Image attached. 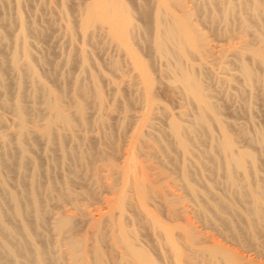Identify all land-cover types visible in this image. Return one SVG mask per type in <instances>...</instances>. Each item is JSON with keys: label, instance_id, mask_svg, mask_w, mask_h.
<instances>
[{"label": "bare ground", "instance_id": "bare-ground-1", "mask_svg": "<svg viewBox=\"0 0 264 264\" xmlns=\"http://www.w3.org/2000/svg\"><path fill=\"white\" fill-rule=\"evenodd\" d=\"M29 1L0 0V264H264V0H59L55 72Z\"/></svg>", "mask_w": 264, "mask_h": 264}, {"label": "rangeland", "instance_id": "rangeland-1", "mask_svg": "<svg viewBox=\"0 0 264 264\" xmlns=\"http://www.w3.org/2000/svg\"><path fill=\"white\" fill-rule=\"evenodd\" d=\"M4 1L9 2L11 5L15 4V0H4ZM41 2H42V4H41ZM58 4H59V0H30L29 2L24 3V5H23V14L26 17V19L28 21L36 20L38 25L41 28L47 30V36L44 38H39L38 36H34L33 34H31L30 38H29L30 43L32 44V49H33L34 53L36 54V58L38 59L40 57V58L48 59V64H46L44 67H41L43 72H48V71L55 72L57 64H59V62H61V60L63 59V55L68 53L71 50V45H70L69 39L66 36L65 27L60 22V20L57 16V13H56V11L58 9ZM10 12H11V14L9 16H11L13 18L14 13H12V11H10ZM51 16L54 17V19L56 20L55 25H51L49 23V20L52 18ZM14 26L16 28V27H18V24L15 25V23H14ZM4 32L9 34L10 35L9 37H13L7 31V29H5ZM74 36H75L78 43H80L82 41V36L78 30L75 31ZM90 48L91 47H89V49ZM95 52H96V54H95L94 58L99 63L98 65L101 68L103 67L105 69V71L107 69V72H108L110 59L115 54V48L113 46H111L110 44H108L106 47H104V49L97 47V50H95ZM124 65L126 66V68H128V64L124 63ZM64 70H65V68H63L61 66H60V68H57V71L60 73L64 72ZM73 73L75 75L80 73L79 63L73 68ZM227 74L237 75L238 73H237L235 66L232 65L231 70L228 71ZM224 76H225L224 73H220L218 71L216 72L215 78L213 80V84H214L215 89L217 87V83H216L217 79L220 77H224ZM106 81L107 80H103V85L105 86V90L110 95L111 94L109 92L110 91V85L106 84ZM237 82L240 83L241 81H237ZM237 82H235L231 86L226 85L224 90H226L227 88L229 89L228 93H229V95L232 96L231 103H232L233 107L235 106V108H242L243 101H245V100L239 94V92L236 91ZM220 97L223 98L222 95H220ZM161 100L174 113L179 112L182 109V106H181L182 101L179 98L161 95ZM7 115H8V117L10 116L9 114H7ZM140 160H141L140 162H142V160H144V159L141 158ZM152 173H154V172H151L149 174H152ZM171 185H172L171 189L174 186L173 191L175 192V190L177 188V187H175V183L173 185V182L171 181ZM177 191H180L179 188L176 190V192ZM178 193L181 194L182 191L178 192ZM110 195L106 193L107 198H108V196H110V198H115V195L112 196V193ZM182 195H184V194H182ZM185 206H188L187 202L185 203ZM92 207H94V209ZM92 207H91V210H93L95 212H97L95 210L96 207H97V209H100V206L94 205ZM101 207H102V205H101ZM159 218L160 219L164 218L163 221L166 220V216L164 214L159 215ZM176 219L173 222H171L173 224H171L170 222H168V224H171L172 226L174 225L176 227L175 232H180V231H182L184 221H183V219H180V217L177 220ZM177 221L182 223V225L180 223H177ZM166 222H167V220H166ZM194 222L196 223L195 220H194ZM175 223L178 226H176Z\"/></svg>", "mask_w": 264, "mask_h": 264}]
</instances>
